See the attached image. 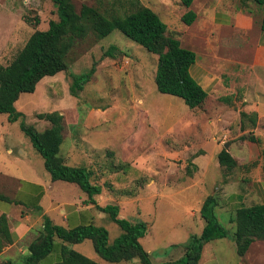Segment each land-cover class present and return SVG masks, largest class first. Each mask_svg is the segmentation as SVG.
<instances>
[{
	"label": "rangeland",
	"instance_id": "rangeland-1",
	"mask_svg": "<svg viewBox=\"0 0 264 264\" xmlns=\"http://www.w3.org/2000/svg\"><path fill=\"white\" fill-rule=\"evenodd\" d=\"M70 1L77 12L86 5L119 16L134 11L133 1H138L157 14L167 35L175 36L196 55L195 62L219 77L220 89L208 91L203 104L191 110L180 98L156 90V55L118 31L103 39L89 34L68 52L66 71L44 77L33 93L20 94L14 108L22 118L10 122L7 114H0V157L10 161L9 174L16 171L39 180L48 177L41 156L20 125L43 132L50 123L37 115L60 112L66 127L79 125L71 147L67 142L71 138L64 134L60 156L67 166L92 171L89 183L98 188L93 199L99 207L117 206L120 219L146 223L140 244L153 263L183 255L191 237L200 235L205 224L200 207L213 195L218 203L215 215L227 236L204 244L198 264H264V242H253L244 256L236 253L232 222L236 208L264 203V97L242 98L240 92L235 93L245 86L251 88L254 79L250 69L261 37L262 6L247 2L243 9L239 0H194L191 7L197 10L202 5L210 18L223 13L235 19L241 12L253 19L246 32L224 21L210 32V27L200 26L201 14L191 25L184 24L182 15L193 9L176 0ZM55 9L50 0H0V65H8L34 31L46 30L48 22L57 19ZM111 47L112 56L106 53ZM91 69L90 77L81 80L72 95V78ZM224 88L230 92L225 94ZM8 148L11 155L6 153ZM222 149L240 157L231 170L218 165ZM10 184L0 192L13 198ZM57 185L67 184L58 181ZM68 193L56 198L66 204L89 198L85 192ZM19 201L12 210L34 219L38 213L34 200ZM92 211V226L104 229L112 244L122 230L108 213L98 208ZM59 212H66L65 205ZM52 216L59 221L55 213ZM73 249L98 264H140L137 258L107 262L89 239ZM15 263L20 264L21 258Z\"/></svg>",
	"mask_w": 264,
	"mask_h": 264
},
{
	"label": "trees",
	"instance_id": "trees-1",
	"mask_svg": "<svg viewBox=\"0 0 264 264\" xmlns=\"http://www.w3.org/2000/svg\"><path fill=\"white\" fill-rule=\"evenodd\" d=\"M55 5L56 20L48 22L46 30L34 31L23 48L14 56L11 62L0 65V114H7L8 121L14 122L22 118L15 110L14 103L22 93H33L36 85L44 77L54 76L66 71V57L77 40H82L89 34L103 39L113 31L120 32L126 38L157 56V66L154 75L156 90L165 95L180 98L189 109L199 108L207 97L198 83L190 75V67L194 64L196 55L183 48L175 36L167 35V27L151 9L133 1L137 8L124 15H108L99 9L83 5L77 12L70 0H50ZM185 8H189L194 0H176ZM247 2L262 6L260 30L264 32V0H239L243 7ZM196 15L188 10L181 17L186 25H191ZM113 55V48L106 52ZM91 69L85 75L72 78L70 93H76L81 80L88 79ZM37 118L50 123L43 132H37L33 127L21 123L20 127L30 139L33 148L43 159L44 169L52 181L73 183L88 194L85 202L96 205L93 196L98 188L89 183L90 171L82 167H70L59 156L62 144L63 116L57 112L38 114ZM220 167L233 169L237 162L225 149L217 155ZM9 202V199L0 197ZM217 199L209 195L200 207V216L204 227L200 235L192 236L184 246L183 255L177 260L153 263L150 255L140 244L147 231L143 222L130 223L118 217L117 206L98 207L109 214L120 227L122 234L108 244L107 232L92 225L66 229L54 225L48 217H43L41 234L28 246V254L22 264H36L48 255L55 244V238L67 244H78L85 239L92 241L95 252L105 261L119 263L137 258L140 264H198L204 244L223 239L227 236L226 229L220 224L215 209ZM39 209V208H38ZM234 224L233 240L236 253L244 256L255 241L264 242V203L236 208L232 218ZM12 243L8 223L4 214L0 215V250ZM59 262L54 264H98L85 256L60 246Z\"/></svg>",
	"mask_w": 264,
	"mask_h": 264
},
{
	"label": "crops",
	"instance_id": "crops-1",
	"mask_svg": "<svg viewBox=\"0 0 264 264\" xmlns=\"http://www.w3.org/2000/svg\"><path fill=\"white\" fill-rule=\"evenodd\" d=\"M193 2L191 6H193ZM202 9H203L202 5L197 10L193 9L192 12H194L196 15L195 21L198 19V15L201 14L202 21L200 22V26L205 28L207 26L210 27V32L214 30L213 29L214 25L215 27L220 26V24H222L223 21L227 25H230L233 22L234 27L241 32H246L253 25V19L251 17L243 15L241 12L237 14L235 19H231L227 14H223V13H215V16L213 18H210L208 14L202 12ZM222 17H224V20H222ZM189 72L192 78L198 83V85L204 91H206V93L211 89H215V87L217 86H218L217 89H220L219 77L216 74H214L211 70H209L206 66L202 64L199 65L197 61L194 62V64L190 67ZM250 72L254 78L251 81L252 83L251 88L250 87L246 88L245 86L244 88H240V90H238L235 93L240 92V97L242 98L264 97V32L262 31H261V37L258 40V44L256 45L254 51ZM256 90L260 91V93H257L258 91L255 92ZM228 92L230 91H227L225 89L224 93L226 94ZM60 114L62 115V113ZM77 126L79 125H74L71 129L69 127H66L64 125V118H63L62 143L64 141L65 138L64 134H65L67 139L68 137L71 138L70 140L69 139L67 140V142L69 143V147L73 145L74 140L79 135L77 132L76 133L74 132ZM6 153L8 155H11L12 150L8 148L6 150ZM228 153L231 155L233 159H235L239 163L237 158L240 157L236 158V156L232 155L230 151H228ZM59 156H60V149H59ZM62 159L64 160V158ZM9 164L10 161L0 157V189H5L4 185L8 186L7 185L8 182L12 183L10 184L12 187L11 193L14 194L13 198H10L9 194L0 192V197H5L6 199L10 200L9 202H7L0 198V215L4 214L6 216L8 223V230L12 240V243L3 246V248L0 250V264H18L15 263V259L17 257L21 258L20 264L23 263L25 257L28 254V246L41 234V231L43 229V217H48L54 225H59L66 229H73L79 226L92 225L93 223L92 221L94 219L93 218L94 211L92 210L93 209L97 210V206L99 205V204L97 205V201H95L96 205H94V204L86 203L85 202L86 199L82 201L80 200L79 202H77L74 199L66 204L65 201L60 200V198H56L57 196H59L64 192L73 193V195L83 194L84 192L79 188L78 185L68 182H66L67 185H57L58 181H52L50 179L49 174L48 177H45V179H41V180L35 178L29 179L30 177L25 178L20 174L18 175L16 171H13V173L9 174V169H8V167L10 166ZM14 167H18V166L16 165ZM89 171L90 173H92L91 170ZM9 178L11 179V181L8 180ZM27 197L32 198L34 200L32 202V205H36V207L39 208L38 213L36 214L34 219L33 217L30 218L31 216L27 213H24L23 211L12 210V206H14L15 208L18 206V204L20 203L19 201L20 199ZM62 205H65L66 212L61 215L59 210L62 207ZM54 213L59 218V221L57 218H54V216H52ZM28 237H30V239H28ZM61 244L66 245L69 249L72 250H74L73 249L74 245H76V244L62 243V241L55 238V244L53 246L52 251L36 264H54L56 262H59L61 259L60 256ZM203 247H205V245Z\"/></svg>",
	"mask_w": 264,
	"mask_h": 264
},
{
	"label": "water",
	"instance_id": "water-1",
	"mask_svg": "<svg viewBox=\"0 0 264 264\" xmlns=\"http://www.w3.org/2000/svg\"><path fill=\"white\" fill-rule=\"evenodd\" d=\"M227 147H228V144H225V145H224V148L227 149Z\"/></svg>",
	"mask_w": 264,
	"mask_h": 264
}]
</instances>
